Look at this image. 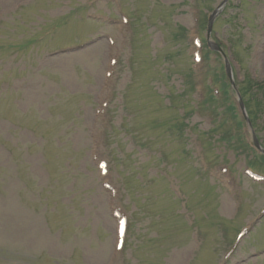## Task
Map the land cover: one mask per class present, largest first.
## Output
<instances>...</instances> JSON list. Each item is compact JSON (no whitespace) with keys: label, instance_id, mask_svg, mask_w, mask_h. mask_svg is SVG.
<instances>
[{"label":"rangeland","instance_id":"rangeland-1","mask_svg":"<svg viewBox=\"0 0 264 264\" xmlns=\"http://www.w3.org/2000/svg\"><path fill=\"white\" fill-rule=\"evenodd\" d=\"M220 1L0 0L16 87L0 92V264H264V176L247 173L255 161L264 175V163L244 146L230 98L214 95L223 81L231 89L206 45ZM213 23L238 79L249 69L264 80V0H228ZM79 39L92 43L60 51ZM256 123L264 143V111ZM103 158L118 175L128 168L135 251L114 247V208L93 165ZM193 216L202 228L188 227Z\"/></svg>","mask_w":264,"mask_h":264},{"label":"trees","instance_id":"trees-1","mask_svg":"<svg viewBox=\"0 0 264 264\" xmlns=\"http://www.w3.org/2000/svg\"><path fill=\"white\" fill-rule=\"evenodd\" d=\"M84 9H85V7H84ZM204 24L205 23L202 22V26ZM41 38L44 39V36H42ZM34 41H35V39H34ZM33 42H31V43H33ZM75 43H77V42L75 41ZM33 44H34L33 46H36L35 43H33ZM63 47H66V46H63ZM3 49H4V45L0 44V71H2L0 73V75L2 76L0 78V82L2 81V83L6 79V78L3 79V77L6 75V73L9 72V70L8 71H5L4 68H3V66H4V64L6 62L4 55H2V53H1V50H3ZM37 49L39 50V48H37ZM236 53L239 54L240 52L239 51H236L235 52V55H236ZM245 71L248 74H246V76H245V78L243 80H238L237 82L239 84V90L241 91V94H242V96L244 98V102H245V105L247 107V110L249 112V116H250V118L252 120L253 125H255L256 124V118L261 114V112L264 111V80H256V79L252 78L251 77V73H250L251 71H249V69H245ZM221 78H222V81L225 80V75H222ZM224 82L225 81L222 82L221 87L219 89L220 90L219 92H222L224 94H227V97L230 98V96H229V90L227 89L226 84ZM230 109L236 111V107H235V105L233 103L231 104ZM183 127H184V125L180 124L179 127H178V132H181V130H182ZM71 129H72V127H69L68 130H65V132H63V134H64L63 139L64 140H67V135H68L67 132L69 130H71ZM180 137L181 138H185L184 136H180ZM69 139H71V138H69ZM70 152H72V155H70V156H75L76 158H78V152H76L74 150H71V151L66 150L64 153L67 154V155H69ZM262 158H264V157H262ZM67 163H68L67 164V167L70 168V167L73 166V160L72 161H71V159L70 160H67ZM139 170H140V168L136 171L135 178H137L140 181L141 178H139V175H141V174H140V172H138ZM127 171H128V168L126 166L125 170L122 171V180H123L124 185H125V187L127 189V192L130 193L131 189L129 188V185H128V183L125 180V174L127 173ZM77 173L79 175H83L82 171H78ZM160 175H161V177L166 178L163 174H160ZM161 177H159V178H161ZM92 188L93 187H91V189Z\"/></svg>","mask_w":264,"mask_h":264},{"label":"water","instance_id":"water-1","mask_svg":"<svg viewBox=\"0 0 264 264\" xmlns=\"http://www.w3.org/2000/svg\"><path fill=\"white\" fill-rule=\"evenodd\" d=\"M226 1L227 0H223L219 4V6H217V8L212 12V14L209 17V23H208V38L210 37V34H211L213 22H214L215 18L217 17V15L219 14V12L221 11V9L223 8V6H224V4H225ZM208 43H209V46L211 48H213L215 50H218L224 56L226 74L229 77L232 86L234 88H236L235 87V80H234V77H233L232 67H231V64H230V62H229V60H228L225 52L215 42H211L210 39H208ZM238 98H239V104H240V108H241L242 114L246 118L247 122L250 123V121L248 119V116H247V113H246L245 106H244V104H243V102L241 100V97H240L239 93H238ZM253 144L256 146V148H258L261 152L264 153V148L261 146V144L259 143V141L257 140V138L255 136H254V139H253Z\"/></svg>","mask_w":264,"mask_h":264}]
</instances>
